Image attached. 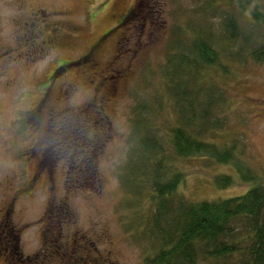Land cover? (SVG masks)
Instances as JSON below:
<instances>
[{"label": "rangeland", "instance_id": "rangeland-1", "mask_svg": "<svg viewBox=\"0 0 264 264\" xmlns=\"http://www.w3.org/2000/svg\"><path fill=\"white\" fill-rule=\"evenodd\" d=\"M211 3L0 0V264H148L155 205L146 193L139 209L129 207L122 179L131 124L146 96L168 100L163 68L173 74L176 61L167 57L174 42L192 37L197 20L219 37L226 15L241 32L251 29L241 0ZM257 35L264 39V28ZM101 39L95 68L70 64L55 76ZM240 43L227 44V71L204 66L195 86L181 84L192 95L223 97L201 139L233 151L228 162L206 152L179 159L178 191L191 202L243 196L264 181V60L235 61ZM204 98L197 96L201 106ZM174 108L168 100L154 116L159 137L170 136ZM236 226L245 238L249 228ZM13 245L18 253L8 262Z\"/></svg>", "mask_w": 264, "mask_h": 264}, {"label": "trees", "instance_id": "trees-1", "mask_svg": "<svg viewBox=\"0 0 264 264\" xmlns=\"http://www.w3.org/2000/svg\"><path fill=\"white\" fill-rule=\"evenodd\" d=\"M211 1L213 4L217 0ZM240 4L242 12L245 9L244 12L249 11L251 16L249 31L241 32L236 17L226 15L223 36L215 34L211 26L204 28L201 20H197L198 24L191 25L193 32L188 41L184 38L174 42L167 57V64L176 61L173 74L168 76L166 66L163 68L167 78L164 92H170L167 99L174 101L176 112L174 125L167 123L169 137H159L161 127L154 119L157 111L168 102L166 98L162 101L161 92L146 96L135 108L129 139L131 148L122 179L131 196L129 207L139 209L140 198L146 193L152 196L155 205L149 233L154 253L148 264H264V181L243 196L219 202H191L178 191L185 176L184 171L176 167L180 158L196 157L205 152L221 162L231 161L233 157L231 148L218 151L201 139L203 132L212 127L209 119L214 105L223 97L202 95L201 90L192 95L181 84L195 86L204 66L217 64L227 71L223 57L228 53L232 55L227 44L231 45L236 39L241 43L235 61L247 56L264 60V39L257 35L264 28V0H257L253 8L249 7L251 0H241ZM249 47L252 49L248 50ZM198 95L205 97L202 106L198 103ZM135 215H140L139 223H143L146 214L137 211ZM239 223L249 228L245 238L243 233L237 232Z\"/></svg>", "mask_w": 264, "mask_h": 264}, {"label": "flooded vegetation", "instance_id": "flooded-vegetation-1", "mask_svg": "<svg viewBox=\"0 0 264 264\" xmlns=\"http://www.w3.org/2000/svg\"><path fill=\"white\" fill-rule=\"evenodd\" d=\"M124 19V18H123ZM122 19V20H123ZM102 43H103V39H101L98 43H96V44H94V45H91L90 47H89V49H88V51L87 52H85L84 53V55L85 54H87L86 56H85V58L83 59V57L80 59V58H78V59H75V60H73V61H69V62H67V63H64V64H61L59 67H58V69L56 70V73H55V76H56V74L59 72V70H63V69H65L66 67H68V65H70V64H81L82 62H84V63H87L88 65H90V66H92L93 68H95L96 67V64H98L99 62H97V56L96 55H98V54H100V52L102 51V48H101V46H102ZM89 55H90V57H89ZM95 56H96V59H95ZM83 65V64H82ZM62 68V69H61ZM50 78H52V76H49V79ZM53 81H54V78L52 79ZM52 81V82H53ZM109 83V82H108ZM107 83V84H108ZM48 86L49 85H47L45 88H46V90H48ZM116 91V93H117V90H115ZM74 242V241H73ZM74 247H76V246H74ZM74 247H72V249L74 248ZM17 246H15V245H13V251L9 254V256L7 255V257H8V262H14L12 259H13V257L15 256V255H17ZM75 249V248H74ZM6 250H8V249H6ZM66 252L68 253V254H70V252H72V250L70 249V244L69 243H66ZM63 258V257H62ZM60 259H61V257H60ZM42 264H46V262H43Z\"/></svg>", "mask_w": 264, "mask_h": 264}]
</instances>
